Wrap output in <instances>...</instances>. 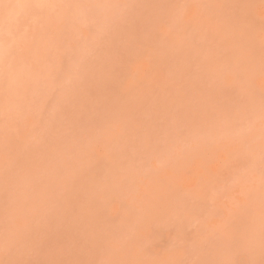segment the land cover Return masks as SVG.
Here are the masks:
<instances>
[{
  "label": "rangeland",
  "instance_id": "rangeland-1",
  "mask_svg": "<svg viewBox=\"0 0 264 264\" xmlns=\"http://www.w3.org/2000/svg\"><path fill=\"white\" fill-rule=\"evenodd\" d=\"M0 264H264V2L0 0Z\"/></svg>",
  "mask_w": 264,
  "mask_h": 264
},
{
  "label": "snow or ice",
  "instance_id": "snow-or-ice-1",
  "mask_svg": "<svg viewBox=\"0 0 264 264\" xmlns=\"http://www.w3.org/2000/svg\"><path fill=\"white\" fill-rule=\"evenodd\" d=\"M262 2H264V0H262Z\"/></svg>",
  "mask_w": 264,
  "mask_h": 264
}]
</instances>
